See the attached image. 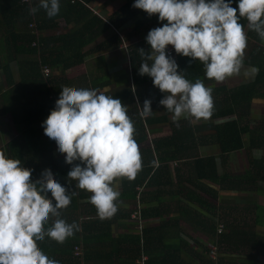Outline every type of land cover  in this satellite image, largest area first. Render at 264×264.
I'll list each match as a JSON object with an SVG mask.
<instances>
[{"label": "trees", "instance_id": "obj_1", "mask_svg": "<svg viewBox=\"0 0 264 264\" xmlns=\"http://www.w3.org/2000/svg\"><path fill=\"white\" fill-rule=\"evenodd\" d=\"M90 1L60 0L59 14L53 18H48L42 8L35 14H30L29 9L38 7L39 1L35 3L31 0L30 3H24L22 0H0V84L5 83L6 85L4 90L0 85V100L2 102L0 112L11 114L17 132V136L7 141L4 146H0V151L4 152L8 158L19 159L23 167L32 169L31 179L33 181L41 177L43 170L51 169L54 178L62 186L77 193L72 197L68 208L61 210V218L68 223H77L76 214L80 207L78 200L85 193V190L76 188L77 182L67 176L73 165L65 163V160L61 161L55 158L53 147L56 142L41 138L40 124L55 108V102L61 92L62 84L60 81L62 80L60 76L55 77L53 75L44 79L40 70L42 66H48L52 71H56L58 69L67 70L78 65L83 61L82 50L85 46L92 43L109 26L112 25L117 29L125 21L134 18L138 12L129 3V0H126V3L109 18L108 22H103L88 9ZM232 6L236 7V0H233ZM72 14L78 15L77 19H74V23H80L79 27L65 34H44L54 29V20L63 18L68 23L70 21L68 16ZM144 16L145 18L141 22L150 18L155 19L158 15L149 17L145 13ZM78 20H84V23L78 22ZM32 22L35 23L39 32L37 38L28 28ZM141 22L136 20V29ZM240 22L245 27L246 19L242 18ZM92 29L95 32H92ZM33 42H36V48L31 46ZM139 48L147 50L145 45L139 42L134 44L129 52L132 87L111 95L113 98L120 99L122 104L127 106L135 104L136 100L140 106L143 105L142 99H147L148 94H151L150 90L156 98H161L162 92L156 91L157 87L153 85L152 78L139 74L138 69L142 63V58L137 50ZM176 56V62L179 65L178 71H184L185 77L191 82L194 83L199 78L203 80L205 85L216 83V81L208 80L205 77L201 62L177 53ZM13 64H16L19 74V81L16 83L13 78ZM261 81L263 79L260 74L256 81L251 84L232 89L221 86L212 88L214 102L212 116H221L223 112L232 110L231 112L235 114L236 118L218 124L212 121L209 124L195 127H192L189 121L172 124L170 136L153 140L151 142L153 149L143 150L141 155L144 158V160L142 159V169L136 177L132 180L122 177L121 191L117 202L133 201L135 204L138 201V203H142L144 195L149 194V191L145 192V188L171 184V170L168 165L170 161L187 159L194 155L193 164L196 176L187 177L186 181L194 182L199 191L211 197H216L217 190L205 184L206 182L218 186L219 190L238 191L249 189L253 187L256 180L264 179L263 159L250 161L251 170L243 174H219L213 156L199 157L198 153L191 152L189 146L214 142L219 148L220 155L226 156L242 149L249 152L252 148H259L261 144L263 145L262 138L264 137L252 131L247 125L251 101L254 97L262 95L260 87L264 88V86L259 84ZM152 101L155 100L152 99ZM131 112L139 117L137 106L134 105ZM165 112L170 113L167 109ZM134 127V139L137 144H140L147 139L140 117L134 120ZM203 130L208 131V135L202 133ZM247 135L249 138L245 139ZM180 169L178 167L174 169L179 180L182 175ZM138 187H143L139 194L136 190ZM155 199H159L161 204V196L155 194ZM198 202L202 204L201 200ZM53 203H55L54 200ZM86 204L91 208L90 213L97 214L94 205L89 202ZM132 212L133 208L119 207L117 213L107 220L80 223V231L68 238L63 244L45 238L44 241L38 242V246L50 258L62 259V264H95V259H104L105 255H108L105 257L110 259L114 258L112 264H215L218 261L219 257L215 260L209 257L207 245L202 249L203 254L200 250L194 253L191 250L183 249V247H189V243L183 237H168V239L167 234L161 233L160 229L167 225L178 224L179 221V218H172L173 214L165 213L166 211L161 206L156 208L152 214H148L149 210L146 211L141 207V216L148 225L145 224L146 226H143L141 232L138 230V234L135 233L136 222L130 218ZM227 218L229 216L224 211L216 213L215 220L208 219L205 221L201 216L189 217L191 221H194L193 225L197 227V230L203 231L208 237L209 243L216 245L217 249L222 244L231 247L246 244L260 245L252 230L244 231L237 218L230 219V217V220ZM51 219L54 220L55 218ZM120 219H127L133 231L128 234H120L114 238L110 231L111 226L113 224L118 225L117 221ZM50 223L46 227L50 226ZM219 225L223 226L221 233H217ZM185 237L187 236L185 235ZM75 246L81 247L79 257H75L73 254ZM191 253H194V257H191ZM183 256H187L189 260ZM142 257L145 259L142 260Z\"/></svg>", "mask_w": 264, "mask_h": 264}, {"label": "clouds", "instance_id": "obj_2", "mask_svg": "<svg viewBox=\"0 0 264 264\" xmlns=\"http://www.w3.org/2000/svg\"><path fill=\"white\" fill-rule=\"evenodd\" d=\"M232 5L233 0H134V8L149 17L158 15L162 22L146 36L151 50L137 49L142 58L138 70L165 94L159 103L173 114L174 123L182 117L210 119L214 102L212 87L199 78L193 83L178 71L169 45L178 55L201 62L208 80L222 82L244 68L247 35L241 19L264 39V0H236V7ZM41 8L53 18L60 12V0H39L29 12ZM258 72L254 66L244 69L245 76ZM61 89L55 108L42 123L44 134L56 142L65 163L73 165L67 176L77 182L76 188L92 194L88 202L98 216L111 218L119 210V185L114 181L134 179L143 164L128 106L97 89ZM151 113V101L145 100L141 114ZM259 151L254 150V156ZM32 171L0 151V264H60L38 242L50 238L63 244L80 231L78 223L61 218V210L77 193L62 186L51 169L43 170L36 181Z\"/></svg>", "mask_w": 264, "mask_h": 264}, {"label": "crops", "instance_id": "obj_3", "mask_svg": "<svg viewBox=\"0 0 264 264\" xmlns=\"http://www.w3.org/2000/svg\"><path fill=\"white\" fill-rule=\"evenodd\" d=\"M33 1L38 3L39 0H32V2ZM125 3L126 0H91L88 3V9L101 21L108 22L109 18ZM129 3L133 5L134 0H129ZM137 11L138 12L136 16L125 21L124 24H121L119 27L120 29H115L111 25L92 43L85 46L82 50L84 56L81 63L74 65L67 70L58 69L53 71V76H60V79L62 80L60 81V84H62L61 87L69 86L78 89H97L99 91L105 92L107 95H112L131 88L132 80L129 63L130 49L134 44L142 42L146 49L150 51L151 46L146 42V36L151 29L162 26V22L158 20V16L155 19L150 18L141 22L143 18H145L144 14L146 12L140 9H137ZM68 17L70 19L68 23H66L63 18L54 20V29L47 31L44 34H65L66 32H69L70 30L80 26V23H74V19H77L78 15L72 14ZM136 20L141 22L138 29H136L135 26ZM78 22L84 23V20H78ZM163 23H167V21H164ZM244 30L247 35V47L245 49L243 58L244 68L241 70V73L239 75L226 78L222 82H216L213 84L207 83L206 86L212 88L215 86H221L227 89L237 88L241 85L255 82L260 74L263 81L259 82V84L264 86V39H261L254 31H251L247 27V23L244 27ZM92 32H95V30L92 29ZM250 66L258 68L259 72L255 75L245 76L244 69H247ZM12 68L14 71L13 78L16 83L19 81V74L16 64H13ZM17 77L18 80H16ZM0 85L4 90L6 87L5 83ZM156 91L160 90L156 88ZM149 92L151 94H148L147 99L144 98L142 100L143 102L145 100L151 101L152 113L150 115L145 116L141 114L142 105L140 106V103H138L137 100L135 104L133 103L128 105V115L131 117L133 122L140 117L143 124V129L145 130L144 133L146 134L147 139L144 142L138 144L141 155L143 154V150L148 151L153 149L151 143L153 140L170 136L172 124H175L172 118L173 114L166 113V108H164V106L159 103L160 100L164 98L165 94L162 92L161 98H156L151 90ZM260 93L262 94L261 96L254 97L251 101V110L247 119V125L252 131H255L258 133V135L264 137V88L260 87ZM152 99L155 101H152ZM134 105L135 107H138L139 117L135 116L131 112L134 108ZM231 111H225L221 114V116H211V118L207 120H196L195 118L191 117H182L179 122L189 121L192 127L202 124H209L212 121L218 124L228 119H235L236 116ZM6 114L7 113L0 112V117L5 119L3 116H6ZM8 114L12 118L11 114ZM4 119H2L3 123L6 121ZM2 122L0 120L1 147L4 146L7 141L17 136L13 119V131L8 129L5 131L3 128L6 127L7 124H3ZM202 133L207 134L209 132L203 130ZM40 135L42 139H50L44 134L42 123L40 124ZM196 136H198L197 133ZM248 138L249 135L245 136V139ZM262 141H264V138H262ZM189 146L191 152L198 153L197 155H199V157L213 156L215 158V163L219 174H243L244 172L249 171L242 168V164L245 162V160L244 157H241V155H245L250 168V161L264 160V144H261L259 148H252L249 152L242 149L231 154L229 153L226 156L220 155L219 148L214 142L202 143L200 145L194 144V146ZM254 150H260L258 157L254 156ZM53 154L56 159L61 161L65 160V155L58 151L57 144H55L53 147ZM193 157L170 161L168 165L171 170V184L167 186L157 185L150 188L144 187L145 192L149 191V194L144 195V199L142 200V203H140L141 207H143V209L146 211L149 210L148 214H152L156 208L161 206V208L166 211L165 213L173 214V219L179 218L178 224L167 225L160 229V232L167 234V238L183 237L184 240L189 243V247H183V249L191 250L194 253H196L197 250H200L202 253V249L206 247L207 243H209V239L203 233V231L197 230V227L193 225L194 221H191L189 217L197 218L198 216H201V218L205 221L208 219L215 220V214L222 213V211H224L225 214H228L229 218L231 217L230 219L234 217L237 218V221H240L244 231L252 230L254 232V236L256 237L255 239L259 241L260 245L256 246L254 244H246L243 246L238 245V247H231L227 244H222L221 247L219 246V259L215 264H264V179L261 181L260 179L256 180L253 183V187L249 189L247 188L238 191L219 190L218 186H214L206 182L205 184L217 190L216 197H211L210 195L199 191V189L195 187L196 185L194 182L189 183V181H186L187 177L193 178V176H196L194 171L195 166L193 164ZM142 159L144 160L143 157ZM177 167L181 168L180 171L182 175L180 180L174 171V169ZM121 180L122 178H117V180L114 181L115 184L119 185V192L121 191ZM155 194L161 196V204L159 203V199H155ZM47 195L49 199H52L50 192ZM90 195L92 194L85 191V193L79 197L78 203L80 207L76 214L78 224L93 220L97 221L108 219H101L98 214L89 212L91 208L87 206L86 203H88V198ZM198 200H201L202 204H200ZM117 203L121 208L127 206L131 209L135 205L133 201H121ZM76 215H74L75 218ZM229 218H227V220ZM117 223L120 227L117 224H113L110 230L114 238L120 234L132 233L133 230H131L129 221L127 219H120L117 221ZM135 233L138 234L137 229H135ZM184 234L187 237H185ZM194 253H191V257H194ZM105 256V260L98 258L95 259V264H105V262L106 264H112L114 262L112 261L114 258L111 257L112 259H110ZM183 257L185 259L188 258L187 256ZM191 259L193 261V258ZM58 261L60 264H62V259H58Z\"/></svg>", "mask_w": 264, "mask_h": 264}, {"label": "built area", "instance_id": "obj_4", "mask_svg": "<svg viewBox=\"0 0 264 264\" xmlns=\"http://www.w3.org/2000/svg\"><path fill=\"white\" fill-rule=\"evenodd\" d=\"M24 3H30L29 0H22ZM73 2V1H72ZM28 28L30 29L31 33L35 35V37L37 38L39 36V32L36 29L35 23L32 22L28 25ZM32 47H37L36 42H33ZM169 55H171L172 57L175 58V60L177 61V56H176V52L173 48V46L169 45L168 49H167ZM41 74L42 77L44 79H48L50 76L53 75V71L48 67V66H42L41 67ZM138 194L143 190V187H138L137 189ZM133 208V212L130 214V218L132 221H135L136 223V228L137 230H139V232H141L143 226L146 224L148 225L146 220H143L142 216H141V205L140 203H135V205L132 207ZM145 225V226H146ZM223 231V226L219 225L217 233H221ZM207 248L209 250V257L211 259H216L218 257V249L217 246L211 243H207ZM73 254L75 257H79L81 255V247L79 246H75L74 250H73ZM145 257H142V260H144Z\"/></svg>", "mask_w": 264, "mask_h": 264}, {"label": "rangeland", "instance_id": "obj_5", "mask_svg": "<svg viewBox=\"0 0 264 264\" xmlns=\"http://www.w3.org/2000/svg\"><path fill=\"white\" fill-rule=\"evenodd\" d=\"M118 33V32H117ZM123 35V34H122ZM124 38V37H123ZM16 80H18V77L16 78ZM0 104H1V100H0ZM3 117H5V119L4 118H1L0 120H1V122L3 121L2 119H4V120H6L3 124H7V126L6 127H4L3 129L5 130V131H7V129L8 130H11V131H13L14 130V127H13V124H12V118L10 117V115L7 113L6 114V116H3ZM243 154V153H242ZM241 157H244V160H245V162H243V166H242V168L244 169V170H251V168L248 166V162H247V158L245 157V155H241ZM204 238V237H203Z\"/></svg>", "mask_w": 264, "mask_h": 264}]
</instances>
